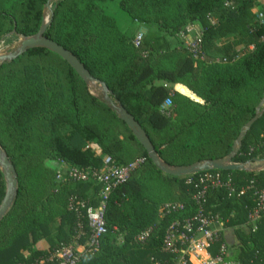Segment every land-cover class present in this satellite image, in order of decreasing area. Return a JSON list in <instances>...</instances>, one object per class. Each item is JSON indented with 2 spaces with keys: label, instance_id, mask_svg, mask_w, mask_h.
<instances>
[{
  "label": "trees",
  "instance_id": "obj_1",
  "mask_svg": "<svg viewBox=\"0 0 264 264\" xmlns=\"http://www.w3.org/2000/svg\"><path fill=\"white\" fill-rule=\"evenodd\" d=\"M48 1L50 23L43 37L104 86L114 108H123L139 124L164 165L229 158L242 169L164 174L116 110L91 96L65 61L44 48L25 49L0 64V148L15 170L17 189L0 220V264H56L62 248L85 246L87 211L100 205L101 185L94 179L73 181L67 173L99 172L103 157L117 168L142 163L108 191L104 233L76 264H177L178 255L163 250L164 237L172 225L184 232V223L197 214L198 178L204 173L221 175L236 190L252 187L238 197L225 186L208 187L202 208L233 231V244L223 239L231 259L264 264V218L248 221L253 191L264 189V0H120L129 18L150 26L140 32L138 46L100 9L96 2L102 0H0V43L35 36ZM188 26L201 33L203 60L166 40ZM259 105L258 118L244 130ZM4 194L2 181L0 203ZM144 232V241L137 242Z\"/></svg>",
  "mask_w": 264,
  "mask_h": 264
},
{
  "label": "built area",
  "instance_id": "obj_2",
  "mask_svg": "<svg viewBox=\"0 0 264 264\" xmlns=\"http://www.w3.org/2000/svg\"><path fill=\"white\" fill-rule=\"evenodd\" d=\"M183 39L189 40L186 47L191 52L196 60H203L204 57L200 54L201 33H199L193 26H188L185 33L181 34ZM140 35L134 39V46H138L140 42ZM165 107V104H164ZM166 108V107H165ZM104 167L99 172H88L71 169L68 171V178L73 181L86 182L94 179L101 185L99 192L100 205L95 209H88L87 221L90 228V236L82 248V252L92 250L98 246V242L104 233L103 211L104 201L108 191L124 182L130 171L137 165L142 163V160H136L124 168H117L113 165L110 158H103ZM60 178V173H57L56 179ZM3 180L0 178V184ZM190 181V179L188 180ZM187 181V182H188ZM198 183L202 185V191L195 196L197 202H200V207L197 214L183 225L184 232H177V229L172 225L166 232L163 241V250L165 252L178 255L177 264H238L231 259L227 244L223 241V236L220 230H226L225 222L218 214L212 211H204L202 204L204 203V193L210 188H219L225 186L230 190L231 194L237 197L242 196L244 192L251 190V186L241 187L239 190L229 187V182H222L221 175L214 173H204L199 176ZM254 206L248 213V221L255 224L260 218H264V189H257L253 191ZM195 223V225L193 224ZM195 226V228H193ZM216 226L220 230L216 229ZM147 232L140 234L137 237V242L142 243L147 236ZM218 246L215 255L211 254L214 246ZM79 253L74 247L62 248L56 255V264H76L79 260ZM186 258V259H185Z\"/></svg>",
  "mask_w": 264,
  "mask_h": 264
},
{
  "label": "water",
  "instance_id": "obj_3",
  "mask_svg": "<svg viewBox=\"0 0 264 264\" xmlns=\"http://www.w3.org/2000/svg\"><path fill=\"white\" fill-rule=\"evenodd\" d=\"M50 1L47 2L49 4ZM46 4V5H47ZM50 22H48L46 25H42L39 32L30 38H27L30 40V42L23 43L21 45L20 51L12 56L9 57H0V61L4 60H11L14 59L16 56L20 55L25 51V49H31V48H44L46 50H49L50 52L56 54L59 56L63 61H65L75 72L76 74L85 82L97 84L94 79L89 75V73L84 69V67L77 61L75 57H73L69 52L64 50L63 48L59 47L52 41L45 39L43 37V33L46 29V27L49 25ZM99 85V84H98ZM100 87L103 90V93L105 94L106 90L104 86L100 85ZM194 101L198 102V99L196 97H192ZM264 102V97H263ZM106 103L114 108L113 103L111 100L106 98ZM261 105H259L255 110V117L251 119L244 127V130H247L258 118L259 110ZM119 116V119L127 126V128L131 131V133L134 135L137 142L140 144V146L144 149V151L147 153L148 158L150 161L155 165L156 168H158L161 172H163L166 175L174 176V177H181V176H189L194 173L200 172V171H208L210 169H216V170H239L242 169V166L238 165H232L229 163V158H227L225 161H209V162H202V163H196L192 164L190 166L186 167H177V168H171L166 165H164L161 160L158 158L157 154L155 153L151 143L149 142L148 138L146 137L144 131L142 128L137 124L131 116L127 114V112L121 108L117 107L114 108ZM264 109V107H263ZM243 137V132L240 133L237 140L234 142L233 145V152L236 149L238 143L240 142L241 138ZM232 152V153H233ZM0 172L2 174V178L5 185V194L4 198L2 199L0 203V220L3 218V216L7 213L9 208L11 207L12 203L14 202L15 196H16V178H15V170L11 163L8 161L7 157L4 155L0 148Z\"/></svg>",
  "mask_w": 264,
  "mask_h": 264
},
{
  "label": "rangeland",
  "instance_id": "obj_4",
  "mask_svg": "<svg viewBox=\"0 0 264 264\" xmlns=\"http://www.w3.org/2000/svg\"><path fill=\"white\" fill-rule=\"evenodd\" d=\"M96 3L106 15H108L115 21L116 26L120 32L133 38L132 43L134 39L137 37V35L140 34L141 31L145 32L147 29L150 28V26L148 27L146 25H141L137 23L136 21L132 20L131 18H129L126 12H124L120 8L119 6L120 0H102V1H97ZM50 10H51L50 2L47 5L46 4L43 5V10H42L43 24L42 25H46L48 23V15H49ZM166 40L174 48H178L182 46L184 48L186 47V44L189 42L188 38L183 39L181 36L167 37ZM27 42H30V40L27 38H24V39L20 38L16 41H11L9 43H0V57H9V56L17 54L20 51L21 45ZM6 61L7 60L0 61V64ZM84 83L86 84L87 90L91 96L97 99L105 100L106 102V98H107L106 94L103 93V90L100 87V85L88 83L85 81ZM169 106H170L169 102H166L165 107L168 108ZM63 132L64 134H66L67 130ZM90 148L93 151L95 150L99 151V148L95 144L94 145L90 144Z\"/></svg>",
  "mask_w": 264,
  "mask_h": 264
},
{
  "label": "crops",
  "instance_id": "obj_5",
  "mask_svg": "<svg viewBox=\"0 0 264 264\" xmlns=\"http://www.w3.org/2000/svg\"><path fill=\"white\" fill-rule=\"evenodd\" d=\"M173 89L176 91V92H178L179 94H181V95H183V96H186V97H188L189 99H193L192 97H194L188 90H186L185 88H183L182 86H180V85H174L173 86ZM198 102H200L199 100H198ZM92 145H94V144H92ZM89 147H90V145H89ZM95 152V154H97V155H99V151H97V150H95L94 151ZM216 229H218V230H220V228L219 227H217L216 226ZM220 233H221V235L223 236V239H225L226 240V242L227 243H231V244H233L235 241H234V235H233V231L232 230H229V229H227V227H226V230H223V229H221L220 230ZM41 243V245L43 246V247H47V243L45 242V241H42V242H40ZM79 253H81L82 252V248H83V246H79V245H76L75 247H74Z\"/></svg>",
  "mask_w": 264,
  "mask_h": 264
}]
</instances>
